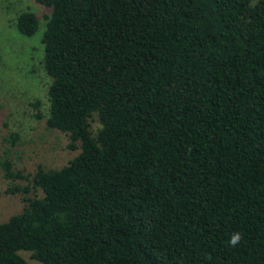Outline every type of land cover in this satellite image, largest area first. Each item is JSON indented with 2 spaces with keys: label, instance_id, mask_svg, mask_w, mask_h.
I'll list each match as a JSON object with an SVG mask.
<instances>
[{
  "label": "trees",
  "instance_id": "obj_1",
  "mask_svg": "<svg viewBox=\"0 0 264 264\" xmlns=\"http://www.w3.org/2000/svg\"><path fill=\"white\" fill-rule=\"evenodd\" d=\"M34 1L50 80L31 106L75 154L0 158L25 182L0 264H264V0Z\"/></svg>",
  "mask_w": 264,
  "mask_h": 264
},
{
  "label": "rangeland",
  "instance_id": "obj_2",
  "mask_svg": "<svg viewBox=\"0 0 264 264\" xmlns=\"http://www.w3.org/2000/svg\"><path fill=\"white\" fill-rule=\"evenodd\" d=\"M26 10L34 11L39 20L38 30L32 36L22 35L16 26L18 15ZM47 14L49 9L34 0H0V158L5 155L14 168L24 172H33L37 163L63 165L75 154L66 148L67 136L47 129L45 118H36V109L31 106L40 100L39 109L46 116L50 79L41 69L39 59ZM12 132L19 136L14 142ZM24 183L5 180L0 169V222L22 208L21 195L8 189ZM27 262L37 264L28 257Z\"/></svg>",
  "mask_w": 264,
  "mask_h": 264
},
{
  "label": "clouds",
  "instance_id": "obj_3",
  "mask_svg": "<svg viewBox=\"0 0 264 264\" xmlns=\"http://www.w3.org/2000/svg\"><path fill=\"white\" fill-rule=\"evenodd\" d=\"M242 239V234L240 232H235L230 236L229 244L233 247L238 246Z\"/></svg>",
  "mask_w": 264,
  "mask_h": 264
}]
</instances>
